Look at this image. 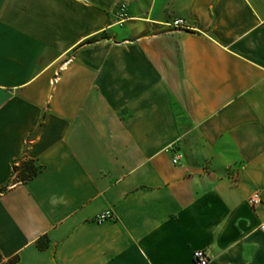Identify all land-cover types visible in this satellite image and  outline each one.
Instances as JSON below:
<instances>
[{
	"label": "crops",
	"instance_id": "obj_1",
	"mask_svg": "<svg viewBox=\"0 0 264 264\" xmlns=\"http://www.w3.org/2000/svg\"><path fill=\"white\" fill-rule=\"evenodd\" d=\"M263 224L264 0H0V264H264Z\"/></svg>",
	"mask_w": 264,
	"mask_h": 264
},
{
	"label": "built area",
	"instance_id": "obj_2",
	"mask_svg": "<svg viewBox=\"0 0 264 264\" xmlns=\"http://www.w3.org/2000/svg\"><path fill=\"white\" fill-rule=\"evenodd\" d=\"M123 10H124V7L121 6L119 9V12H120L119 15L120 16L123 15ZM183 23H184L183 19L178 18V19L173 20L171 25L174 28H180L183 26ZM71 59H72V56H70L66 61H69ZM167 150H169V148ZM179 157H180V155L176 153L172 159L173 163H177L179 160ZM248 202L253 207L256 206L260 202L259 193L258 192L252 193L248 198ZM112 216L113 215H112L110 210H105V211H102L101 213L97 214L95 216V220L96 221H103V220L112 218ZM260 229L264 231V224L260 226ZM192 258H193L194 264H208V262H209V257H208L207 251L204 249L194 250L192 253Z\"/></svg>",
	"mask_w": 264,
	"mask_h": 264
},
{
	"label": "trees",
	"instance_id": "obj_3",
	"mask_svg": "<svg viewBox=\"0 0 264 264\" xmlns=\"http://www.w3.org/2000/svg\"><path fill=\"white\" fill-rule=\"evenodd\" d=\"M90 41L91 40H88L86 42ZM16 170L18 173L16 176L20 180L25 181L34 176L40 170V167L35 165L32 160H26L25 158H22L19 160V166L13 165V172H16ZM44 245H47V243H45ZM44 245L40 244L39 246L44 247ZM14 260L15 259H12L10 263H13Z\"/></svg>",
	"mask_w": 264,
	"mask_h": 264
},
{
	"label": "rangeland",
	"instance_id": "obj_4",
	"mask_svg": "<svg viewBox=\"0 0 264 264\" xmlns=\"http://www.w3.org/2000/svg\"><path fill=\"white\" fill-rule=\"evenodd\" d=\"M16 166H19V161L16 163ZM18 168V167H17ZM18 173H17V170H16V172H15V174L14 175H17Z\"/></svg>",
	"mask_w": 264,
	"mask_h": 264
}]
</instances>
